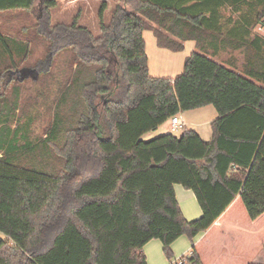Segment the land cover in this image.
Listing matches in <instances>:
<instances>
[{
	"label": "trees",
	"instance_id": "16d2710c",
	"mask_svg": "<svg viewBox=\"0 0 264 264\" xmlns=\"http://www.w3.org/2000/svg\"><path fill=\"white\" fill-rule=\"evenodd\" d=\"M57 4L0 0L17 28L0 29V264H147L151 239L168 264H264L254 262L264 256V38L253 32L264 0H117L108 20L102 1L96 36L81 9L53 24ZM145 30L172 52L195 42L180 73L150 75ZM31 31L47 44L32 63ZM63 51L52 123L31 141L16 118L21 87L56 78ZM236 51L241 70L218 60ZM206 105L217 113L209 141L185 127L140 139ZM175 184L193 193L198 218H185ZM181 235L189 253L171 262Z\"/></svg>",
	"mask_w": 264,
	"mask_h": 264
},
{
	"label": "rangeland",
	"instance_id": "374dc122",
	"mask_svg": "<svg viewBox=\"0 0 264 264\" xmlns=\"http://www.w3.org/2000/svg\"><path fill=\"white\" fill-rule=\"evenodd\" d=\"M107 1L108 2L106 3L108 5L109 4L112 5V8L114 7L115 2H117V0H107ZM57 2H58L57 6L51 10L52 23H58V22L71 23L73 21L74 16L78 12V9H81L82 14L79 19V24L88 27L91 30L92 34L95 36L99 34L97 10L100 6L101 1L95 0L91 2L92 5L90 4L88 5L87 0H84V1H80L79 5L76 4L75 6L71 4L69 5L65 4L64 0H57ZM38 8L39 5L37 3L36 10H38ZM111 9L109 11L107 10L106 12V20H108L109 18ZM224 13L226 16L228 15L227 11H225ZM15 17L16 16L13 14L9 16L0 14V29L6 32H12L15 29H17L13 25L14 23L10 22ZM33 22L34 20L31 21V23ZM28 35H30L28 37L32 38L31 39L32 54L30 56V63H32L36 59L44 57L47 44L40 38V36L35 35L34 32L32 31L30 33L28 32ZM144 38L148 46L147 50L150 59V74L152 76H158V77L174 76L175 74H178L182 71L184 60L186 56H188L191 52L190 47H192V42H189L190 44H187L186 49L180 52L169 51L168 52L169 56H166L164 59H162V62H160L157 61V57L153 54L151 50V46L152 47L154 46L152 32H150V30L149 31L145 30ZM261 52L264 55L263 49ZM70 55L71 54L68 51H63L58 55V58L56 59L57 61L56 67H58V69L56 68L57 70L52 73L56 78L41 77L39 81H35V82L28 79L26 83L23 84L21 87L20 103H19L18 112L16 114V118L18 122L26 125L27 138L31 141L41 140L45 136L48 127L52 123L53 113H54V102L59 93V89H58L59 80L61 79L60 77L62 75L61 71H59V68L60 69L63 68L62 61L64 59H67ZM228 58L229 59L226 65L225 63H223L226 60V56L222 52L219 54L218 60L221 61L224 66H229V65L231 66L232 61H235L234 63L236 64L237 69L238 70L242 69L244 58L238 51L230 52ZM166 64L168 66H166ZM167 68H169V70L163 71ZM25 70L26 69L23 70V73H25ZM209 107H210L209 109H214L212 105H210ZM15 123L16 122H13L12 125H14ZM187 127L190 128V126ZM166 132L168 133L170 131L167 130ZM181 132H182L181 130H177L172 133L178 136L181 134ZM161 134L164 133L157 134L153 130V132H151L150 134L145 133L144 135H142L140 139L146 141L155 138ZM208 140L209 139H205L204 141H208ZM48 163L54 165V167L56 168V167H60L61 160L57 157V155L54 152H52L51 156L48 158ZM179 187L182 188V186ZM183 200H181V202ZM189 203H191L194 206L195 210L197 209L199 211L198 208L199 205L195 198H193V200L190 199V202L187 201L186 199L182 203L184 214L186 216L187 215L190 216V218H187L189 220L198 218L196 217V214H193L194 211L190 209Z\"/></svg>",
	"mask_w": 264,
	"mask_h": 264
},
{
	"label": "crops",
	"instance_id": "0c3cea01",
	"mask_svg": "<svg viewBox=\"0 0 264 264\" xmlns=\"http://www.w3.org/2000/svg\"><path fill=\"white\" fill-rule=\"evenodd\" d=\"M64 1H65V4H68V5L71 4V5L75 6L76 4L79 5V2L80 1H84V0H64ZM93 1H95V0H87V4L88 5L89 4L92 5L91 2H93ZM97 1H101V2L102 1H106V2H108L107 0H97ZM115 4H116V2H115ZM111 8H112V5L109 4L108 5V11ZM234 17H235V15H234ZM235 18H237V17H235ZM234 21H235V19H234ZM147 31H149V30H147ZM144 32H143V39L145 41ZM150 32H152V31H150ZM152 35H153V44H154V46L153 47L151 46V50H152L153 54L157 57V61L162 62V59H164L166 56H169L168 52L170 50H167L165 48L159 47L157 45V43H156V38H155L153 32H152ZM189 42H192V47H190V51L192 52V51L195 50V42L194 41H191V40L185 41L184 42V49H186L187 44H190ZM147 47L148 46H147V43L145 41V51H146L147 58H148V68H149V73H150V59H149V56H148ZM223 54L226 56V60L223 63H225L227 65V62H228V59H229L228 58L229 54L226 53V52H223ZM166 66H168V65L166 64ZM166 70H169V68H167V69H165L163 71H166ZM174 76H167V77H174ZM154 77H158V76H154ZM209 106L210 105H206V106L195 108V109H192V110L179 112L177 114L179 116L181 122L183 123V126L185 128H188L187 126H190L191 129L193 128V130H195L203 140H205V139H209L210 140L211 139L212 130H211V125L210 124L217 117V113H216L215 109H209L210 108ZM167 130L170 131V119H168L163 124H161L156 130H154V132L157 133V134L158 133H167L166 132ZM151 132H153V131H150V132H148L146 134H150ZM179 186H181V185L175 184L174 185V191H175L176 199H177V201H178V203L180 205V208L182 210V213L185 216V218L187 219V218H190V216H188V215L186 216L184 214V209H183L182 203L186 199H187V201L190 202V199L193 200V198H195V197H194L193 193L190 190H186L183 187H182L183 188L182 189ZM178 193H179V196H178ZM180 199L181 200L184 199V200L181 202ZM189 207H190L191 210L194 211L193 214H196V217H199V215L201 214L200 208L198 207L200 212L197 209L195 210L194 206L191 203H189ZM202 235H203L202 232L197 234L195 236L194 240L200 238ZM190 246H191V242L189 241V239L185 235H181L180 237H178L171 244V249H172L173 255H174L173 258L171 259V262H174L180 256L187 254L189 252ZM143 250H144L145 255H146L147 264H168L169 263V260H167V258L163 254L162 244H161V242L159 240H157V239L149 240L143 246ZM263 252H264V250H263ZM254 262H259V263L263 262L264 263V256L262 254H260L256 259H254Z\"/></svg>",
	"mask_w": 264,
	"mask_h": 264
},
{
	"label": "built area",
	"instance_id": "2783aa9c",
	"mask_svg": "<svg viewBox=\"0 0 264 264\" xmlns=\"http://www.w3.org/2000/svg\"><path fill=\"white\" fill-rule=\"evenodd\" d=\"M253 31L264 37V16H262L255 24ZM184 128L178 115L170 118V131L175 132L177 130H182ZM189 253V252H188ZM180 262V257L174 262Z\"/></svg>",
	"mask_w": 264,
	"mask_h": 264
}]
</instances>
